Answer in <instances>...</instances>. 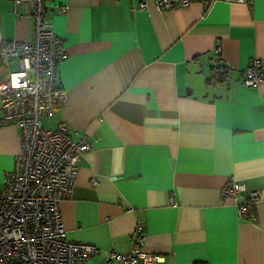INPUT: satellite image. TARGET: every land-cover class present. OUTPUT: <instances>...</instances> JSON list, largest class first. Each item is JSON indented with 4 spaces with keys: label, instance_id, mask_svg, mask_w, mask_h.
<instances>
[{
    "label": "crops",
    "instance_id": "0c3cea01",
    "mask_svg": "<svg viewBox=\"0 0 264 264\" xmlns=\"http://www.w3.org/2000/svg\"><path fill=\"white\" fill-rule=\"evenodd\" d=\"M140 1L47 0L66 102L41 122L66 123L90 147L59 202L65 237L96 245L85 264H104L141 222L156 264H264V83H242L250 59L264 63V0ZM28 11L0 0V38L29 40ZM219 65L227 72L213 76ZM19 149L0 107V192ZM231 180L258 192L250 218L222 195Z\"/></svg>",
    "mask_w": 264,
    "mask_h": 264
},
{
    "label": "built area",
    "instance_id": "2783aa9c",
    "mask_svg": "<svg viewBox=\"0 0 264 264\" xmlns=\"http://www.w3.org/2000/svg\"><path fill=\"white\" fill-rule=\"evenodd\" d=\"M213 0H203L207 8ZM248 2L249 0H227ZM26 2L32 22L29 40L0 38V107L2 121L20 130V149L6 171L0 192V264H85L97 251L92 243L65 237L59 202L70 195L76 182L80 155L89 150L83 137L71 138L66 123L55 129L42 125L41 117L53 114L66 102V93L55 85L58 62L66 56L60 37L46 21L47 0H13L15 7ZM191 0H154L159 9L188 6ZM139 8L147 7L146 0ZM15 11V10H14ZM219 53V47L215 49ZM14 59L16 66H11ZM225 75V65L214 67ZM243 85L264 83V63L253 57L244 69ZM91 183L96 184L92 179ZM222 195L238 201L240 216L259 198L235 180L224 184ZM171 203L175 200L171 198ZM127 252L110 249L104 264H156L159 254L142 249L143 223L137 222Z\"/></svg>",
    "mask_w": 264,
    "mask_h": 264
},
{
    "label": "trees",
    "instance_id": "16d2710c",
    "mask_svg": "<svg viewBox=\"0 0 264 264\" xmlns=\"http://www.w3.org/2000/svg\"><path fill=\"white\" fill-rule=\"evenodd\" d=\"M214 71V70H213ZM217 74L214 72L213 73V76H216ZM218 77V75H217ZM253 205L252 204H248V209H247V212L243 215V217H246V218H250L253 214ZM197 264H203V263H197Z\"/></svg>",
    "mask_w": 264,
    "mask_h": 264
}]
</instances>
